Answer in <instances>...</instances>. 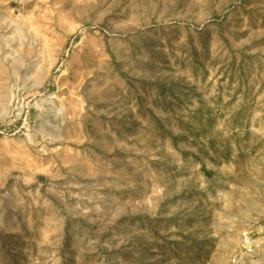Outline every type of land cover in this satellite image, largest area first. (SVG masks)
Instances as JSON below:
<instances>
[{
	"label": "rangeland",
	"instance_id": "obj_1",
	"mask_svg": "<svg viewBox=\"0 0 264 264\" xmlns=\"http://www.w3.org/2000/svg\"><path fill=\"white\" fill-rule=\"evenodd\" d=\"M0 264H264V0H0Z\"/></svg>",
	"mask_w": 264,
	"mask_h": 264
},
{
	"label": "built area",
	"instance_id": "obj_2",
	"mask_svg": "<svg viewBox=\"0 0 264 264\" xmlns=\"http://www.w3.org/2000/svg\"><path fill=\"white\" fill-rule=\"evenodd\" d=\"M249 252H252L251 248L248 249Z\"/></svg>",
	"mask_w": 264,
	"mask_h": 264
}]
</instances>
